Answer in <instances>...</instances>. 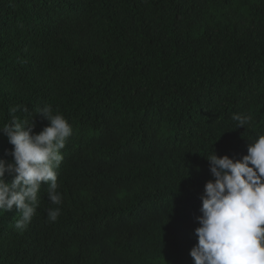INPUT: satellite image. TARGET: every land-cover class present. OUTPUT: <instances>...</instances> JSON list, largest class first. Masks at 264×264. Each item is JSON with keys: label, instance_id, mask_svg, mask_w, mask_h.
<instances>
[{"label": "trees", "instance_id": "16d2710c", "mask_svg": "<svg viewBox=\"0 0 264 264\" xmlns=\"http://www.w3.org/2000/svg\"><path fill=\"white\" fill-rule=\"evenodd\" d=\"M45 105L73 129L62 203L0 210V264H193L206 156L264 135V0H0V125Z\"/></svg>", "mask_w": 264, "mask_h": 264}, {"label": "clouds", "instance_id": "9594fccd", "mask_svg": "<svg viewBox=\"0 0 264 264\" xmlns=\"http://www.w3.org/2000/svg\"><path fill=\"white\" fill-rule=\"evenodd\" d=\"M18 108L11 109L12 113ZM49 121L34 132V123L22 121L14 114L0 125V133L13 146L5 149L7 161L0 157V210L14 206L21 214L16 228L25 229L39 204L42 182L47 184V198L62 203L58 192L57 172L66 140L73 129L68 120L45 105L36 111ZM237 128L246 127L250 117L234 113ZM213 179L208 180L200 196L201 215L196 217L197 243L190 249L193 264H264V135L247 146L240 159L227 154L206 156ZM6 173L14 174L6 181ZM60 209L48 210V220L55 222Z\"/></svg>", "mask_w": 264, "mask_h": 264}]
</instances>
